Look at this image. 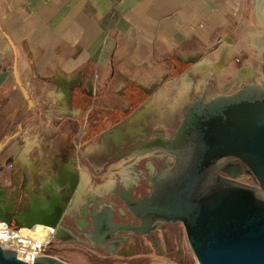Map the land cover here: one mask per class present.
<instances>
[{"label": "crops", "instance_id": "crops-1", "mask_svg": "<svg viewBox=\"0 0 264 264\" xmlns=\"http://www.w3.org/2000/svg\"><path fill=\"white\" fill-rule=\"evenodd\" d=\"M250 3V0H0V73L12 68L17 58L23 84L29 82L34 93L33 116L44 108L51 109L50 125L57 140L62 132L72 129L81 135L87 121L84 112L91 108L88 100L92 95L99 97L97 106L103 109L110 106L108 102L124 83L158 82L150 99L162 84L168 86L175 79L172 74L178 73L182 76L187 73L184 76L192 79L195 88L202 78H195L186 68L175 70L172 63L180 57L195 55L207 56L208 61L215 62V56L210 59L206 54L214 55L221 46L232 45L227 40L234 33L238 35V26L242 22L244 26L246 20L256 24L264 39V0H258L256 8ZM202 62L198 60L191 66L195 74L204 65ZM215 66L216 63L203 77L216 72ZM74 81L82 82L89 92L87 98L73 104L83 111L78 116L70 110L67 93V87ZM210 83L206 81L205 88L209 89ZM194 92L198 93L191 90L190 95ZM21 100L22 89L10 75L0 84V117L18 115L16 124H19L31 108L27 99ZM167 107L154 104L149 109L155 111L156 128L172 125L165 117L157 119L160 114L166 115L165 110L169 114ZM68 141L70 137L65 145ZM99 147V140L93 138L86 144L78 142L75 148L79 179L86 189L94 191L98 184L125 182L143 171L142 165L131 167L129 158L93 163L91 155ZM113 163L122 164L113 168ZM88 167L94 186L82 179ZM111 168L112 176L107 173Z\"/></svg>", "mask_w": 264, "mask_h": 264}, {"label": "water", "instance_id": "water-1", "mask_svg": "<svg viewBox=\"0 0 264 264\" xmlns=\"http://www.w3.org/2000/svg\"><path fill=\"white\" fill-rule=\"evenodd\" d=\"M10 75L32 107L17 58L12 68L0 73V84ZM193 95L172 135L159 131L121 155L122 159L156 151L171 155L155 170L150 164V193L135 199L127 183L119 192L140 223L114 222L115 210L107 205L94 216V237L89 238L104 244L118 230L150 234L161 251L156 230L164 222L181 221L199 264H264V83L247 82L211 96L207 87ZM230 156L238 161H228ZM245 174L253 175L256 184L242 181ZM114 242L113 253L119 245ZM0 264L72 263L55 255H41L30 263L0 243Z\"/></svg>", "mask_w": 264, "mask_h": 264}, {"label": "flooded vegetation", "instance_id": "flooded-vegetation-1", "mask_svg": "<svg viewBox=\"0 0 264 264\" xmlns=\"http://www.w3.org/2000/svg\"><path fill=\"white\" fill-rule=\"evenodd\" d=\"M200 57L198 55L180 57L177 62L172 63V66L175 70L186 68L195 78L200 79L203 78L208 68L202 65L197 74L191 68ZM157 84L158 82L141 84L130 81L124 83L108 102L110 106L103 109L97 106L100 101L99 97L92 95L88 100L91 108L84 112L87 121L82 134L79 135L80 132L72 129L70 141L66 145L67 153L62 150L53 151L52 146L48 148L49 150L43 149L35 136L34 138L27 136L23 139L17 154L8 157V162L16 164L20 169V176L17 179L11 176L6 177L5 182L0 183V219L11 226L19 227L27 226L28 223H57L56 238L87 242L100 251L119 257H131L138 254L151 255L150 252L140 251V246L146 243V240L159 254L171 251L175 234L184 228L181 221L164 222L165 224L156 230L161 251L155 247L150 234L140 235L132 231L118 230L115 237L110 238L104 244L94 243L89 238V235L94 237L92 233L94 216L102 212L107 205L115 210L114 222L133 223L134 225L140 223V220L129 211L119 192L122 191L126 182L135 199L150 193L153 187L149 177L152 170L150 164H153L155 170L156 167L162 166L164 161H168L171 155L164 151H156L141 157L132 156L129 160L131 161L130 166L138 164L143 167V171L138 176L133 175L124 180L125 182L110 184L111 186L101 187L98 191H88L80 186L75 149L78 142L86 144L89 140L97 138L100 147L93 151L91 160L93 163L106 164L121 160V155L126 150L156 135L159 131L172 135L179 124L175 127L168 126L171 130L166 126L156 128L153 124L155 120L153 110L144 112L134 120V116L153 94ZM67 91L72 106L70 110L78 116L83 111L80 107H74L73 104L89 96L88 88H85L82 82L74 81L67 87ZM190 97L194 98V95ZM31 112L35 113L34 106L29 109L19 124L13 126L0 139V155L9 143L25 130ZM50 114L51 109L49 108L37 112V116L44 117L48 125H50ZM157 117L162 119L165 115L160 114ZM35 147L38 148V153L32 155ZM227 160L238 161L237 158L231 156ZM126 235H128L127 242L123 243ZM115 240H118L119 245L113 253L111 249L115 246Z\"/></svg>", "mask_w": 264, "mask_h": 264}, {"label": "rangeland", "instance_id": "rangeland-1", "mask_svg": "<svg viewBox=\"0 0 264 264\" xmlns=\"http://www.w3.org/2000/svg\"><path fill=\"white\" fill-rule=\"evenodd\" d=\"M243 23L244 22L240 23L237 31L241 30ZM238 41H239L238 35H235L234 33L231 36L230 40H227V43L236 45ZM218 45L219 44L215 45V48H218ZM258 52L259 51H257V49L255 48H245L240 50L239 54L235 56L234 60L230 63V65L227 66L226 69L222 70L224 73L223 74L221 73L222 74V76L220 75L221 78H219L217 72L215 71L211 72L208 75V77L205 79L206 81L209 82L211 81L210 83L211 88L209 89L208 94L210 96L214 95L220 92V90H223L222 87L224 86L226 87L230 85V87L228 88H231V84L234 81L237 71L245 66V59L250 55L259 54ZM206 55H208L210 59H212L214 56L211 53H207ZM202 57L203 56H201L199 60H202L203 62L207 61V56L206 58L205 57L202 58ZM260 69L263 75L259 76L261 77L260 78L261 81L259 83H264V56L262 57ZM172 75H170L172 76L171 78H178L179 76H182L179 73ZM220 80L222 85H220ZM255 80L257 79H254L252 77H247L242 81L241 84L243 85L248 81H255ZM163 85L164 84H162L160 87H162ZM24 86L30 93V97L31 98L34 97V93L30 83L24 82ZM219 86H222L221 87L222 89H220ZM205 87L204 89H206ZM192 100L193 98L191 97H185L182 100V102L179 105H177V107L174 108L167 107V111L169 114H167L165 110V114H166L165 119H168L170 122H172V125L174 127L177 126L179 124V121L183 117L185 107L188 105V103L192 102ZM21 101L22 102L26 101L23 91H22ZM33 115L30 117L29 119L30 121H28V123L29 122L30 123L26 125L25 130L18 137L14 138L9 143L8 147L0 155V183H4L5 182L4 178L6 177L11 176L17 179L20 176V169H18L16 164L9 163L8 157H10L11 155L15 156L17 154V152L21 147L23 139H25L27 136L29 137L35 136L38 142L40 143L41 147H43V149H48L50 148V146H52L53 151L62 150L66 153L68 152L65 145V140L70 137L72 132L71 131L62 132L60 134V137L58 138L59 140H57L56 137H53L54 134H56V132H54L53 128L47 124V121L44 119V117H42L41 115L34 117ZM157 118L160 119L159 117ZM17 120H19L18 115L17 116L11 115L9 117L7 116L0 117V139L4 137L6 130L10 126H15ZM168 128L170 129V127ZM37 153H38V148L35 147L32 155H37ZM241 180L247 183L256 184L255 177L253 175L245 174L244 176H242ZM98 182H100V180H98ZM10 227L15 229L20 228L19 226H14V225L12 226L10 225ZM171 247H172L171 251H168L163 254H159L156 250H154L151 247V243L146 240V243H143V245L140 246L141 249L140 251L141 252L146 251L147 253L150 252L151 255L138 254V255H133L131 257H122V256L119 257L100 251L99 249L90 245L87 242H82L78 240H65L61 237H58V238H54V240L47 246V249H49V251L52 254L72 264H158V263L199 264L198 259L187 237L185 227L175 234L174 241Z\"/></svg>", "mask_w": 264, "mask_h": 264}, {"label": "bare ground", "instance_id": "bare-ground-1", "mask_svg": "<svg viewBox=\"0 0 264 264\" xmlns=\"http://www.w3.org/2000/svg\"><path fill=\"white\" fill-rule=\"evenodd\" d=\"M251 5L256 8L258 0H250ZM259 25L262 26V21L258 20ZM261 30L256 27L250 20H246L243 28L238 32L239 41L236 45H223L220 47L218 51L215 52V62L205 61L202 64L205 65L208 69L216 63V72L220 77L224 73L222 70L226 69L227 66L234 60L235 56L239 54V51L245 48H255L259 51V54L250 55L245 59L246 66L242 71H237L236 76L233 81V85L231 84V88L222 87L223 90L221 92H232L235 89L239 88L242 84V81L247 77H252L257 79L255 81L260 82L259 76L263 75L260 69L262 57L264 56V40L260 36ZM263 55V56H262ZM201 64V63H200ZM222 73V74H221ZM206 77H203L197 86L194 88L192 79L187 76H182L175 78L169 81L168 86H162L159 91H157L147 102L146 107L141 108L139 112L134 116L138 118L144 112L148 111L151 106L156 105H168V107H177L185 97H190V91L195 90L198 93L204 91V87L206 85ZM220 85H222L220 80ZM230 87V85L228 86ZM220 88V89H222ZM86 152V151H85ZM122 163H113L112 167L115 168L120 166ZM83 167V166H82ZM111 168L107 173L112 176L114 173V169ZM83 171V178H86L87 184L88 182L91 186L96 185L95 181L92 180V171L90 168H85ZM105 177L107 174H102ZM92 180V181H91ZM86 181H84L86 183ZM109 181V180H107ZM106 181V183H108ZM82 182V181H81ZM81 186L84 190L86 189L84 183H81ZM89 185V184H88ZM108 184L101 185L98 184L95 191L101 189V187H106ZM111 186V185H110ZM89 188V186H88ZM90 191V190H88ZM56 238V227L45 223H36L33 227L22 226L20 228H12L10 225L0 219V243L4 246L9 245L13 246L19 256L30 263L37 257V253L39 252V246L42 244L48 243Z\"/></svg>", "mask_w": 264, "mask_h": 264}, {"label": "built area", "instance_id": "built-area-1", "mask_svg": "<svg viewBox=\"0 0 264 264\" xmlns=\"http://www.w3.org/2000/svg\"><path fill=\"white\" fill-rule=\"evenodd\" d=\"M53 241V240H52ZM52 241H50V242H48V243H45V244H42L41 246H39V252L37 253V257L38 256H41V255H54V254H52L50 251H49V249H47V246L52 242ZM7 247H11V246H9V245H6ZM11 248H14L13 246L11 247ZM15 249V248H14ZM17 251V250H16ZM19 255V254H18ZM56 256V255H55ZM34 261V260H33ZM32 261V262H33Z\"/></svg>", "mask_w": 264, "mask_h": 264}]
</instances>
